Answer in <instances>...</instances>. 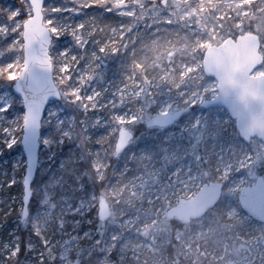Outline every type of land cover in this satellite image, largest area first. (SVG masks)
<instances>
[{"label": "rangeland", "instance_id": "1", "mask_svg": "<svg viewBox=\"0 0 264 264\" xmlns=\"http://www.w3.org/2000/svg\"><path fill=\"white\" fill-rule=\"evenodd\" d=\"M75 1L78 6L97 2L102 6L115 4L120 9L117 11L119 16L125 19L119 20L112 32L113 35L118 32L124 49L133 41L125 38V30L131 28L130 24L134 28L132 31L141 30L142 17L132 16L136 15L128 0ZM134 1L139 4L141 0ZM170 1L175 4L174 10L153 5L145 15L150 24L163 22L165 27L171 25L170 29L177 34H171L169 30L165 40L169 52V44L174 43V58L168 62L169 66L162 65V69L151 76L144 74L138 63L133 67L139 71V77L132 67L130 73L120 72L124 75L122 78L121 75L110 76V64L115 57H106L115 54L113 44H110L111 51L108 44H99L92 50L97 53H91V61L85 60L79 65L77 49L86 48L94 27L84 32L81 21L73 25V11L44 14V23L52 35L50 58H57L54 64L51 59L52 76L61 100L48 105L47 112L52 115L46 114L41 127L39 161L31 185L32 213L21 225L35 234L27 243L29 256L12 254L19 246L18 225L14 224L0 243V264H33L46 258L54 264H78L81 256L84 260L92 258L87 264H161L166 260L163 251L168 245L180 248L179 254L173 252L171 257L168 256L171 264H263L264 225L243 213L237 201L242 187L252 185L258 175L264 177L263 143L256 138L246 144L242 142L234 121L223 109L202 110L196 106L216 95L215 81L202 74L200 50L219 45L226 39L224 35L233 30L241 31L245 21L252 20L264 57V0H258L260 8L256 7L254 12L253 4L257 0ZM45 4L52 8L73 9L74 0H45ZM68 16V21L62 20ZM48 19L53 20L52 25L47 24ZM127 19L130 24L123 26ZM53 27L57 31L53 32ZM137 38L139 53L140 37ZM6 44L3 41L0 48ZM130 52L133 54V50ZM3 59L8 62L12 56ZM113 63L120 67L123 61ZM173 73L183 85L178 83L173 95L166 86L156 97L154 91L162 86L160 83L167 79L176 81L170 78ZM263 73L264 62L254 75ZM13 83H0V97L8 95L16 101L6 114L8 120L4 121V126L23 112L20 99L12 92ZM73 90H78L79 100L72 96ZM179 98L192 108L189 114L168 130L153 129L154 132L134 139L115 160L117 163L111 164L118 129L125 128L134 133L139 123L145 124L150 117L177 110ZM3 102L0 99V103ZM70 129H73V136ZM55 131L61 133L56 139ZM44 139L50 142L47 146L42 142ZM72 139L77 157L73 149H66L64 154L61 147L54 150L55 146H62ZM6 140L7 137L0 134V169L8 172L2 178L11 186L21 182L25 159L21 147L18 150L20 140L11 148L7 147ZM210 156L211 166L208 165ZM75 157L85 164V175L93 180L87 193V184L81 177L85 171L78 174L80 161L77 171L73 172ZM118 170L129 171L127 177ZM205 182L223 183L217 205L201 219L172 228L165 217L166 210L179 198L192 197ZM99 198H105L111 215L105 222L97 221L96 229L91 232L89 225L97 216ZM7 200V194L1 193L0 201L6 202L5 214L16 203L13 197L10 202ZM18 200L20 215L21 192ZM222 214L232 218L233 225L219 222ZM112 219L119 220L116 228L110 226ZM213 235H216V241L207 245ZM131 236L141 238L136 241L129 239ZM119 240L123 242L122 246L112 252L114 242ZM95 252L98 253L96 258L93 257Z\"/></svg>", "mask_w": 264, "mask_h": 264}, {"label": "water", "instance_id": "2", "mask_svg": "<svg viewBox=\"0 0 264 264\" xmlns=\"http://www.w3.org/2000/svg\"><path fill=\"white\" fill-rule=\"evenodd\" d=\"M35 25V18H30L25 23L24 35L27 36L30 26L34 27ZM39 27L40 35L38 37L22 41L27 46L22 52V56L28 64L29 74L46 86L43 95L54 101V97L57 94L60 95V91L54 84L52 76V62L49 55L52 38L50 30L44 25L43 20ZM262 64L260 40L255 33L240 34L235 38L227 37L219 45L208 46L202 55L201 66L203 75L215 81L216 95L202 101L199 107L204 110L218 108L225 110L228 116L234 120L238 136L244 143H248L251 138H256L264 146V73L254 75V72ZM12 92L20 99L19 93H16L13 87ZM188 112L189 108H182L173 112L158 113L149 119L146 127L167 130ZM133 136V133L125 128L118 130L113 151L115 158L126 150ZM39 139L35 148H32L31 139L27 146L20 140L25 159L21 180L20 222L22 225L28 216V206L32 198L31 185L39 161ZM30 155L31 160L29 159ZM25 179L29 181L27 203L23 199L25 194L23 181ZM222 190L223 183H203L192 197L178 199L175 205L166 210L165 216L168 220H176L182 224L198 220L215 207L221 197ZM237 201L242 212L251 220L264 225V177L262 175L257 176L252 185L244 186L239 190ZM109 217L110 210L107 202L104 198H100L97 203V218L99 221H104ZM261 245L264 257V236Z\"/></svg>", "mask_w": 264, "mask_h": 264}, {"label": "trees", "instance_id": "3", "mask_svg": "<svg viewBox=\"0 0 264 264\" xmlns=\"http://www.w3.org/2000/svg\"><path fill=\"white\" fill-rule=\"evenodd\" d=\"M128 4L130 5V9L133 10L134 15H132L133 17H142L141 20V24H140V29L141 30H136V31H132V25L129 23V20L127 19V24L126 22H124L123 25H129L131 28L126 29V33H127V38L133 40L132 42H130L129 46L126 49H123L121 47V39L119 38V34L118 32H116L115 35H113L112 29L116 28L119 25V20L121 19L122 16H119L117 11H120V9L116 8L115 4L111 3H106L105 5L102 6L101 3L97 2V3H92V4H81L80 6L77 5L76 1L74 0V7H73V25H76L77 22H82V30L84 32L86 31H90L93 29V33L91 36H88L89 41L87 42L86 48L84 50H80L77 49V53L78 56L80 55V62L79 65L82 64L85 60H89L91 61V53H97V52H92L93 49L98 48L99 44L101 43H106L108 44V49L109 51H111L112 49V45L115 47V54L112 56H107L106 58H111V57H115L116 61L122 60L123 63L120 67H118L117 65H114V61L110 64L111 66V70L108 72V74L111 75H115L119 76L121 75L120 72H124V73H130L131 67L133 70H136V74L139 77V71H137V69H135V64L138 63V65H140L141 67V71H143L144 74H147L148 76L153 75L159 68L162 69V65H168V62L171 61L173 57V55L175 54L174 52V43L170 45V52L169 50L166 48V46L168 45V43L165 41L167 38V35L169 34V30L171 34H176V31H172L170 29L171 25H168V27H165V25L162 23H158L156 25L150 24L147 20V18H145L146 12H148V8L150 6H156L158 5L159 8L162 9H167V8H171V9H175V4L172 3L170 0H141L139 4H136L134 0H128ZM253 4V2H252ZM251 4V5H252ZM77 5V7H75ZM0 7H5V8H9V7H23V5L21 3H19V0H15L14 2L9 3L6 0H0ZM256 7L260 8V1L257 0V2H255V4H253V12L254 9ZM108 9V10H106ZM116 12V14H115ZM69 17V16H68ZM62 18L63 21H68L70 19L69 18ZM254 22H252V20H248L247 22L245 21V23L242 26V30L238 31V30H233L230 31L228 34L224 35L226 37H235L238 34H241L243 32H253L256 33L257 30H255L254 28ZM174 26V25H173ZM134 29V28H133ZM231 29V27L229 28V30ZM136 32V34H135ZM184 34V33H183ZM140 37V47H139V53H137L138 50V44H139V39L137 37ZM180 36V35H178ZM98 40V41H97ZM111 41V43H109ZM0 45L3 46V41H0ZM67 47V46H66ZM131 47V48H129ZM129 48V49H128ZM137 48V49H136ZM131 50H133V54L130 52ZM204 52V49L200 50L198 52L199 54V58L202 57V54ZM55 54L57 52H54ZM175 56V55H174ZM51 59H53V64L54 62L56 63L57 58L52 57ZM170 59V60H169ZM139 61V62H137ZM1 62H6L5 59L1 60ZM94 67V66H93ZM94 69L96 70V67H94ZM124 69V71L122 70ZM124 75H121L119 77H123ZM170 78H175L176 81H168L165 80L162 84L160 83V85H162L159 89L154 91V95L156 97H158L160 95V93L164 92L166 89V86L169 88L170 93L173 95V93H176L177 91H174L175 88L177 87V84L180 83L179 85H183L182 82H180L178 80V78L175 76V74L173 73ZM205 78H203L202 80H204ZM191 84H194V82L190 81ZM167 88V89H168ZM182 101L180 98L176 101V104L179 108L181 107H187L188 105L186 104V102ZM130 105H134V103H131ZM197 107V106H196ZM21 109V108H20ZM192 109V108H191ZM70 133L71 136H73V129H70ZM154 132L153 129H147L145 127V124H143V122L139 123L138 128L135 130L134 132V139H138V138H142V136L144 134L147 133H151ZM61 133L59 132H54V139L57 138L58 135H60ZM19 137V133L17 134ZM65 139H67V137L65 136ZM18 146V150L20 149V144H17ZM61 147V152L64 154V151L66 149H73L74 152L76 153V157L78 156L76 150V144L75 142L72 140H70L69 143L63 144L61 145H57L55 146L54 150L58 151V149ZM75 155V154H74ZM75 157V161L73 162V167L75 168V170L73 172H76V166L79 165V161L80 158L77 160ZM115 159H111V164H115ZM117 163V162H116ZM213 163L212 158L210 156L209 161H208V165L211 166V164ZM80 169L78 170V174L80 175V173L82 171H85L84 174L81 176L82 177V182L87 184V187H85L86 192L88 188L91 187V183L93 180L90 177H87L86 174V166L85 164L80 161ZM88 169V167H87ZM23 168H21L20 170H18L17 175H21ZM89 170V169H88ZM87 170V171H88ZM113 172V170L111 171V173ZM117 172H119L120 174H123V177H127V173H124L122 170H118ZM4 174H8V172H2L0 169V194H7L8 196V200L10 202V198L13 197L16 199V203H14L13 208H11V210L7 213V208L4 207V205L6 204V202L4 201H0V243H2L5 240V236L6 233L13 228L14 224H17V233H18V241H19V254H27V243L29 241V239H32V237L35 235L33 234L32 230L29 229H25V227L21 226V223L19 221V206H20V202L18 200V196L21 192V182L13 184L11 186H8V182L6 179L2 178V176ZM91 173H89L90 175ZM112 175V174H111ZM35 180V179H34ZM67 180H73V178H68ZM76 184V183H75ZM74 184V187L76 189V185ZM73 194V193H72ZM79 194V188L77 186V194ZM33 197V195H32ZM32 201V199H31ZM30 201L29 204V215H31L32 213V202ZM114 207V205H113ZM127 212V211H126ZM110 218V217H109ZM118 220V219H117ZM97 217H94L92 219V222L89 225L90 231L92 232L94 229H96V225H97ZM119 221V220H118ZM116 220H111L110 226L112 228H116L117 227V222ZM105 222V221H104ZM219 222H221L222 224L228 226V225H233L234 220L232 218H228L226 217L225 214H222L221 217L219 218ZM170 223L172 224V228H177L178 226H180V223L171 220ZM106 236L108 235L107 233H105ZM104 234V235H105ZM31 237V238H30ZM141 237H136L134 238L133 236L129 237V239L132 240H136L138 241ZM217 237L216 235H213L212 237H210L208 239V241L206 242L207 245H210L212 242L214 243L216 241ZM231 242H232V238H230ZM38 243L39 240H38ZM122 241L119 240V242H114L115 246L112 250V252H115L120 246H122ZM177 252L179 254L180 252V248L178 246L172 248V246L168 245L165 250L163 251V255L166 257V260L161 263V264H171V261L169 260L168 256L171 257L172 253ZM151 255V254H150ZM29 256V253L25 256L27 257ZM98 253H94L93 257H97ZM89 261H92V258H87L86 260H84L81 256V260L79 261L78 264H87L89 263ZM28 262V259H27ZM33 264H54L53 262H50L47 258L39 263H33ZM129 264H133V262L129 263ZM263 264H264V260H263Z\"/></svg>", "mask_w": 264, "mask_h": 264}, {"label": "snow or ice", "instance_id": "4", "mask_svg": "<svg viewBox=\"0 0 264 264\" xmlns=\"http://www.w3.org/2000/svg\"><path fill=\"white\" fill-rule=\"evenodd\" d=\"M19 3L23 5L22 8L9 7L6 9L0 7V41L7 42L5 47L0 48V60L5 56H12V59L8 62H0V83L9 84L14 82L12 87L16 93H19L20 102L23 104V112L22 115L13 117L9 120L8 125L4 126V121L8 120L6 114L9 113V109L13 108L16 101L12 96L0 97L4 101L0 103V134L7 137L5 143L9 148L13 147L18 140H22L27 146L29 139L33 142L32 148H35L46 114L52 115V113L47 112V109L53 101L43 95L46 86L29 74L28 64L25 62L24 56L21 55L27 47L22 41L31 40L40 35L39 24L46 12H72L74 10L61 7L52 8L50 5L45 4V0H19ZM30 18H35L36 25L34 27L30 26L27 36H25V23ZM47 24L52 25L53 20L48 19ZM52 31L55 32L57 29L53 27ZM77 92L78 90H73L72 96L79 100L80 97ZM60 100L61 96L57 94L54 101L59 103ZM89 100H91V97H89ZM56 112L58 114L59 109ZM17 133L20 134L19 137ZM42 142L46 146L50 143L47 139ZM29 159L31 160V155ZM11 183H14V181ZM23 183L25 187L23 199L27 203L29 200L28 179H25ZM19 251L17 245L12 254L18 255Z\"/></svg>", "mask_w": 264, "mask_h": 264}, {"label": "flooded vegetation", "instance_id": "5", "mask_svg": "<svg viewBox=\"0 0 264 264\" xmlns=\"http://www.w3.org/2000/svg\"><path fill=\"white\" fill-rule=\"evenodd\" d=\"M123 19H125V17L122 16L120 20L122 21ZM123 26H124V25H123ZM125 31H126V30H125ZM126 37H127V33H126V35H125V38H126ZM121 47L123 48V46H122V39H121ZM123 49H124V48H123Z\"/></svg>", "mask_w": 264, "mask_h": 264}]
</instances>
